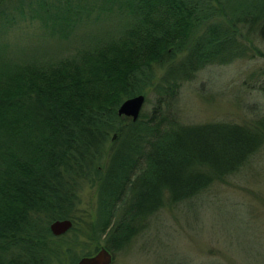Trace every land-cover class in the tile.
Masks as SVG:
<instances>
[{
  "label": "trees",
  "instance_id": "1",
  "mask_svg": "<svg viewBox=\"0 0 264 264\" xmlns=\"http://www.w3.org/2000/svg\"><path fill=\"white\" fill-rule=\"evenodd\" d=\"M197 4L0 0V264H52L59 237L50 225L71 218L90 176L99 179L102 213L131 195L116 222L101 226L107 248L119 251L163 208L165 195L175 206L192 201L262 150L264 118L254 129L177 120L184 83L209 64L248 56L242 39H264V0L252 13L208 25L214 16ZM11 33L31 45L5 42ZM157 66L165 67L160 78ZM143 80L158 96L150 115L134 122L110 98L96 104L100 90H129V99Z\"/></svg>",
  "mask_w": 264,
  "mask_h": 264
},
{
  "label": "rangeland",
  "instance_id": "2",
  "mask_svg": "<svg viewBox=\"0 0 264 264\" xmlns=\"http://www.w3.org/2000/svg\"><path fill=\"white\" fill-rule=\"evenodd\" d=\"M194 1L206 15L214 16L205 23L208 25L227 21L224 15L252 13L257 0ZM95 28L93 34L97 35L101 30ZM11 35L4 41L31 45L27 36ZM242 40L251 49L248 56L225 65L209 64L192 81L183 84L174 108L179 122L232 123L254 129L257 120L264 118V39L252 35ZM185 55L183 52L176 62ZM8 71L9 68L5 72ZM164 73L165 67L155 68L157 77ZM112 89L100 90L96 104L110 98L120 106L128 99L125 95L129 90ZM136 89L133 97L146 98L141 113L150 115L158 96L148 81L143 80ZM113 146H107L102 160L105 166ZM89 179L79 188L71 218L62 219L72 221L73 227L55 240L58 255L52 264H78L83 257L95 255L101 246L108 247L101 226L108 220L110 228L126 211L129 190L114 210L102 213L99 179ZM145 224L124 249L111 250L113 264H264V147L239 172L216 181L192 201L175 206L165 195L163 208Z\"/></svg>",
  "mask_w": 264,
  "mask_h": 264
},
{
  "label": "water",
  "instance_id": "3",
  "mask_svg": "<svg viewBox=\"0 0 264 264\" xmlns=\"http://www.w3.org/2000/svg\"><path fill=\"white\" fill-rule=\"evenodd\" d=\"M146 98L144 95L127 99L124 101L119 109L118 115L120 117L131 118L134 122L138 120L145 105ZM73 227L70 220H55L50 225V230L54 236L60 237L66 234ZM114 256L111 251L101 246L97 253L93 256L83 257L78 264H113Z\"/></svg>",
  "mask_w": 264,
  "mask_h": 264
}]
</instances>
